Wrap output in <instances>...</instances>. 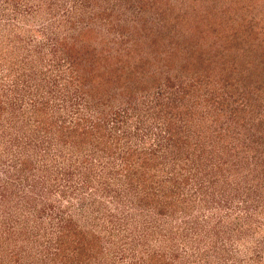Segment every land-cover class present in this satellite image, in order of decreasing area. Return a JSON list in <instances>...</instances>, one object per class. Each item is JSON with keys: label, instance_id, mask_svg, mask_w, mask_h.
<instances>
[{"label": "rangeland", "instance_id": "obj_1", "mask_svg": "<svg viewBox=\"0 0 264 264\" xmlns=\"http://www.w3.org/2000/svg\"><path fill=\"white\" fill-rule=\"evenodd\" d=\"M171 14L184 31L189 14L215 21L185 39L196 65L198 52L212 54L220 44L235 51L239 68L247 56L264 58V0H0V264H264L262 97L252 96L253 108L245 110L232 139L237 148L225 149L228 134L216 145L239 157L247 151L249 164L242 161L237 177L223 180L220 171L211 184L204 155L194 169L196 152L173 165L179 154L172 151L163 171L144 183L154 192L149 204L128 203L135 191L122 182L119 156L127 144L117 133H135L129 139L139 153L163 140L164 125L149 118L157 110L150 88L172 93L160 84L179 65L162 64L175 31L168 39L149 32L160 34ZM242 25L255 28L256 37L226 41ZM185 79L169 84L186 86ZM195 107L172 123L186 140L203 142L205 129H227L223 108L218 115L205 100ZM56 117L77 127L73 137L45 128ZM110 181L124 188L105 193L102 182ZM175 198L180 204H171Z\"/></svg>", "mask_w": 264, "mask_h": 264}, {"label": "trees", "instance_id": "obj_2", "mask_svg": "<svg viewBox=\"0 0 264 264\" xmlns=\"http://www.w3.org/2000/svg\"><path fill=\"white\" fill-rule=\"evenodd\" d=\"M202 15L203 14H189L188 22L191 28H187L185 31L182 29L179 20L175 18L176 16H172V14V19L171 17H165V19L162 21L163 24L162 29H160L159 31L160 34L156 35L155 33H157V31L151 33L148 30V32L150 33L149 35L154 38L164 37L167 39L169 37H173L174 35L171 34V32L175 31V39H172L173 44L169 49H167L166 51L164 50L162 64L165 65L163 69L169 67L167 70L173 68L177 63L179 65L174 69V73L172 70V75L170 73H166L164 75L163 85L162 83L160 84L161 88L164 91L166 88L168 90L171 87L172 93H168L166 91V96L161 93V90L157 88L158 86L150 88V90L154 89L153 91L151 90V92L154 94L153 100L155 102L153 103V107H155L156 105L157 110L156 112H153L155 109L149 111V118L152 123L160 124L158 121H161L162 125H164L163 129H161V137L163 138V140H157V143L154 146H151L149 149L144 148L142 149L143 151L139 153L138 149H140V147L131 145L132 140L134 141V139H129L130 137L133 138L136 135L135 133H131L129 130L125 131L124 128H122L121 132L117 133L118 135L116 141L124 138L126 140L125 143L127 144L126 148L123 150V152H120L119 156L120 165L122 167L121 172H123L122 182L125 183V181H127V183L129 184V188H133V190L135 191L132 197L129 196V201L127 200L128 203L132 204L133 201H144L146 205L149 204V202L153 198L154 192H152L150 195L146 191L147 185H145L144 183H147L149 181L151 184V180L155 177L156 173L158 174L159 172L163 171V161L164 159L172 155V151L179 155H183L182 159L179 162V155L172 157L170 161L173 165L175 163L183 165L184 162L187 161L188 156L186 154L196 152L195 156L197 158L192 159L191 162V165L194 169H198L197 164L199 163V157L201 155H204L205 159L201 158V160L205 165V168L209 169L208 171H205V177H207L211 184H213V181H216L218 177H220L219 175H217V173H220V171L225 172V174L222 176L223 180H229L234 178L233 176H236L238 171H240V173L242 172V161L246 162V164H249L245 159L247 153L246 150L244 151L243 149V155L239 157L237 155V152L231 154L230 152L222 151L224 149H222V152H220L216 145L219 144V142L224 139L223 137L228 134V137L230 138L227 141L228 144L226 141V144L224 143V145L228 146L225 149L229 151V149L232 147L237 148V146L232 142V139L236 137L240 132L239 127L240 124L244 121L245 110H249L251 109V107L253 108L251 104V101L253 99L252 96H254V98L262 97L258 102L259 104L264 101V60L261 61L264 58L254 57V60L250 61L247 56L242 65H239V68L237 64L234 63L236 58L235 51L229 49L230 45L228 44H220L218 48H214L215 50H212V54L207 53L208 50H210L207 48V51L206 49H202L203 52H198L195 56V60L198 62V64H194L193 57L191 56V52L194 47L188 45V43L185 42V39L192 40V37L189 35H193L194 33H196V30H200L201 32L204 28L205 30L207 28H215L214 19L210 21L207 17V14H205V19L202 18ZM206 17L208 18V21ZM246 25H242V27L240 26V30L238 29L237 31L238 35H234V33L226 35V37H228L226 41H228V39H230L231 37L236 39V44L240 43L241 40H245L246 35L248 34H250L252 37H256V29H250ZM245 28L247 30H245ZM229 41H231V39ZM178 42H182L184 44L179 46L177 44ZM238 50H240L243 54L245 52L244 49H241V47ZM135 65L142 68L145 65V60L135 63ZM174 78L175 80L177 78L181 81H186L185 78H188V83L186 84V86H177L173 89L172 82L170 83L171 85L169 84V82L170 80H174ZM179 84H181V82ZM201 84H203V86ZM204 88L205 97H203L202 94L204 93ZM87 90L88 89H86V91ZM132 91L130 90V92ZM157 91H160V93H158ZM173 92H178L177 96L173 95ZM79 95L81 96V98H83L82 93H79ZM231 97H233L234 100H231L232 103L229 104ZM184 99L185 102H183ZM203 100H205L206 107L211 108L214 111L217 110L216 113L218 115L221 114L219 108H223L222 111H226L223 114L225 119L228 120L229 117V123L227 122L226 126L227 129L223 128L222 126H219L215 129H205V137L203 136L204 139L202 140L203 142L200 141L199 136L196 139L188 141L189 138L186 140L185 136L181 133L182 130L179 131L180 129L177 128L175 124L172 125V123L182 121L184 117L188 116L187 111L197 109L195 106ZM151 103L147 106L148 108H150ZM147 107L146 109H148ZM171 109L176 110L177 112H171ZM160 112H162V115L160 114ZM156 115L157 117L155 118ZM218 117L216 118L220 119V116ZM222 119L224 118H221V120ZM50 120L52 121H47V125H45V128L48 129L51 126H54L57 129L56 131L58 133L63 134V137L65 136L68 138L72 136L71 134H74L77 129L76 126L70 127L64 121L58 122L57 117ZM111 129L113 130L115 128ZM198 134H200V132H196V135ZM104 147L106 148V146ZM106 149H108V147ZM187 165L191 168V166H189V162L187 163ZM131 168L134 169L131 170ZM128 177L130 178V181L127 180ZM185 177L186 182H188L187 179H189V177ZM171 179L173 178L171 177ZM197 179L202 180L201 177H198L195 178L196 182ZM122 182H102L104 183L102 191H104L105 193H111L113 191L112 188H114L116 185H120L122 188H124V183ZM172 182H177L176 178L173 179ZM150 184L148 183V185ZM198 188L200 189V186H198ZM172 193L173 192H170V195L168 196L169 198H171ZM170 201L171 204L175 203L176 205H178L182 200L177 201L175 198V202L172 199ZM115 224L117 223H114V225ZM117 227H119L120 230L124 228L123 220L119 221ZM70 228L69 232L67 231L64 235L65 239H67V236L69 235L68 233H70ZM72 232H74L76 235L77 233H79L75 230H73ZM231 233L233 236L237 237L238 233L235 229H231ZM241 236L242 234L240 235V237ZM74 247L79 251L82 250V241L77 240L74 243Z\"/></svg>", "mask_w": 264, "mask_h": 264}]
</instances>
